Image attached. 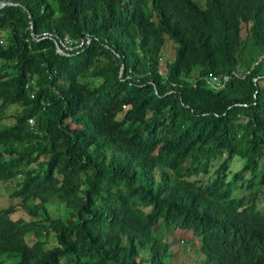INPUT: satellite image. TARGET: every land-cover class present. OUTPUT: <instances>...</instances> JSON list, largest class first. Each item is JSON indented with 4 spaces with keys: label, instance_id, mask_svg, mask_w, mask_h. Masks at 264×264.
I'll return each instance as SVG.
<instances>
[{
    "label": "trees",
    "instance_id": "obj_1",
    "mask_svg": "<svg viewBox=\"0 0 264 264\" xmlns=\"http://www.w3.org/2000/svg\"><path fill=\"white\" fill-rule=\"evenodd\" d=\"M5 2L0 264H264V0Z\"/></svg>",
    "mask_w": 264,
    "mask_h": 264
},
{
    "label": "rangeland",
    "instance_id": "obj_2",
    "mask_svg": "<svg viewBox=\"0 0 264 264\" xmlns=\"http://www.w3.org/2000/svg\"><path fill=\"white\" fill-rule=\"evenodd\" d=\"M195 2H197L202 8H206L207 0H195ZM175 48L176 45L167 37L164 51L161 53L160 56L161 57L160 68L162 71H164V68L166 66L165 64L168 61H171L172 58L174 57ZM195 74L196 72L194 73V75ZM122 117H123L122 114L119 115V120H121ZM14 184L15 182L13 181L7 183H0V209L7 207V205L12 202L14 205H16L17 210L14 214L11 215V219L14 221L19 219L27 221L29 220V216L17 206L19 200L11 198V194L16 189ZM162 233L164 235V240L167 241L170 245L169 252L172 254L170 259V264H178L182 262H184L182 264H188V263H194L196 262V260L200 259L201 253L199 249L200 246L198 243L188 245L187 246L188 252L184 255V253L180 251L183 244H181L178 241V237H175L171 230L163 229ZM26 241L28 245H32L34 239L30 237H26ZM55 245H56L55 238L53 236H50L47 241V248H52ZM145 264H149V263H145Z\"/></svg>",
    "mask_w": 264,
    "mask_h": 264
},
{
    "label": "built area",
    "instance_id": "obj_3",
    "mask_svg": "<svg viewBox=\"0 0 264 264\" xmlns=\"http://www.w3.org/2000/svg\"><path fill=\"white\" fill-rule=\"evenodd\" d=\"M43 37L49 38L50 35L44 34ZM89 42H90V39L81 40L80 42H77V41H73L69 37H65L62 40L55 41V45H58L59 50L65 54V53H71L74 50L82 49L84 47V45H88ZM262 61L264 62V51L260 55L259 59L252 63V66L250 69L241 68L237 71H234L232 73V75L225 74V75H222L219 77L218 76H212L211 78H209L208 84L213 90L221 91V90L225 89L226 85L230 82V80L232 78L240 77V76H242L244 78L245 76L250 75L251 71L254 68H256ZM254 81H256V79H254ZM29 123L34 124V121L29 120Z\"/></svg>",
    "mask_w": 264,
    "mask_h": 264
},
{
    "label": "water",
    "instance_id": "obj_4",
    "mask_svg": "<svg viewBox=\"0 0 264 264\" xmlns=\"http://www.w3.org/2000/svg\"><path fill=\"white\" fill-rule=\"evenodd\" d=\"M11 5H12V3H9V2L1 3V4H0V8H2V7H4V6H11ZM55 47H56L57 52H58L60 55H66V54H64L62 51L59 50V46H58V45H55Z\"/></svg>",
    "mask_w": 264,
    "mask_h": 264
}]
</instances>
